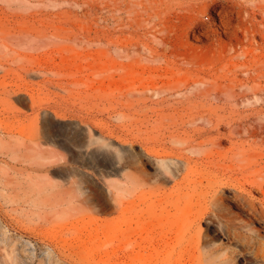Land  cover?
Listing matches in <instances>:
<instances>
[{
    "label": "rangeland",
    "instance_id": "374dc122",
    "mask_svg": "<svg viewBox=\"0 0 264 264\" xmlns=\"http://www.w3.org/2000/svg\"><path fill=\"white\" fill-rule=\"evenodd\" d=\"M203 1L0 0V264H264L260 193L226 186L264 173V94L147 26Z\"/></svg>",
    "mask_w": 264,
    "mask_h": 264
},
{
    "label": "bare ground",
    "instance_id": "6f19581e",
    "mask_svg": "<svg viewBox=\"0 0 264 264\" xmlns=\"http://www.w3.org/2000/svg\"><path fill=\"white\" fill-rule=\"evenodd\" d=\"M249 4L251 6L248 8ZM137 8L146 10L142 3L137 4ZM213 9L218 15V24H214L206 15ZM173 13L177 20L172 21L170 17L156 18L155 16L152 22L147 24L153 29V38L161 48L166 47V50L172 49L171 52H173L175 46L184 37L200 36L210 40L211 47L215 48L216 56L220 61L225 59L227 54L241 59L240 70L237 69V72L244 73V77L236 82L240 84V87H244V90L236 95L246 97L248 92L255 96L264 94V0H204L197 6H186L183 14L180 16L178 14L179 17L175 12ZM149 20L150 18L146 21ZM221 37H226L228 42H222ZM241 176L246 186L234 187L228 183L226 186L236 188L242 194L245 191L259 192L261 196L259 203L264 208V173ZM229 179L236 180L232 176H229ZM219 186L212 190L216 191ZM250 208L255 209L252 201H250ZM204 212L205 209H201L197 212V216H203Z\"/></svg>",
    "mask_w": 264,
    "mask_h": 264
}]
</instances>
